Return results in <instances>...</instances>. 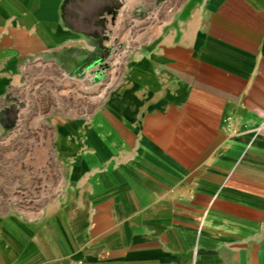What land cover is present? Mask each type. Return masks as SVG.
Returning <instances> with one entry per match:
<instances>
[{
    "label": "crops",
    "instance_id": "0c3cea01",
    "mask_svg": "<svg viewBox=\"0 0 264 264\" xmlns=\"http://www.w3.org/2000/svg\"><path fill=\"white\" fill-rule=\"evenodd\" d=\"M88 1L0 0V97L82 44ZM56 149L67 188L0 216V264H264V0H185Z\"/></svg>",
    "mask_w": 264,
    "mask_h": 264
},
{
    "label": "rangeland",
    "instance_id": "374dc122",
    "mask_svg": "<svg viewBox=\"0 0 264 264\" xmlns=\"http://www.w3.org/2000/svg\"><path fill=\"white\" fill-rule=\"evenodd\" d=\"M184 3L89 0L72 7L70 24H80L82 44L25 63L0 97V216L32 219L59 202L67 174L56 149L57 127L100 111L132 53L155 40Z\"/></svg>",
    "mask_w": 264,
    "mask_h": 264
}]
</instances>
